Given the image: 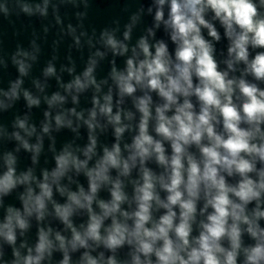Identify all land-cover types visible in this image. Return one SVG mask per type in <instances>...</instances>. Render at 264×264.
<instances>
[{
	"label": "clouds",
	"instance_id": "1",
	"mask_svg": "<svg viewBox=\"0 0 264 264\" xmlns=\"http://www.w3.org/2000/svg\"><path fill=\"white\" fill-rule=\"evenodd\" d=\"M48 6L21 8L46 16ZM148 13L153 24L135 44L139 14L123 39L101 32L104 51L94 56L110 54L106 78L97 82L89 57L82 75L61 85L73 105V90L92 89L87 118L76 107L46 110L40 134L27 117L16 119L15 151L31 153L32 165L53 121L56 131L76 132L74 116L87 142L58 154L50 146L55 166L39 176L31 166L18 172L13 152L3 154L0 264H264V0H152ZM161 27L167 39L157 38ZM13 62L26 77L31 65ZM55 74L49 62L43 76ZM23 83L0 92L19 99ZM23 97L40 106L29 90ZM44 99L48 109L67 102L59 91ZM109 127L110 146L97 135ZM34 135L35 143L25 138ZM19 189L20 207L6 205Z\"/></svg>",
	"mask_w": 264,
	"mask_h": 264
}]
</instances>
